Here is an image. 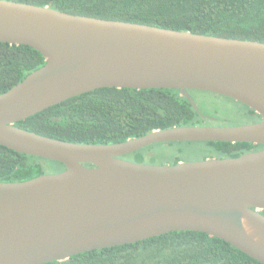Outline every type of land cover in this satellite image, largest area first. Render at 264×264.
Wrapping results in <instances>:
<instances>
[{
  "label": "water",
  "instance_id": "95a60500",
  "mask_svg": "<svg viewBox=\"0 0 264 264\" xmlns=\"http://www.w3.org/2000/svg\"><path fill=\"white\" fill-rule=\"evenodd\" d=\"M0 42L28 45L45 63L0 93V145L65 169L0 181V264L73 255L171 231L219 237L264 263V148L237 157L149 164L125 158L164 142L264 145V42L73 14L0 0ZM104 87L199 89L261 116L233 126L182 125L122 142L61 140L14 123Z\"/></svg>",
  "mask_w": 264,
  "mask_h": 264
},
{
  "label": "trees",
  "instance_id": "16d2710c",
  "mask_svg": "<svg viewBox=\"0 0 264 264\" xmlns=\"http://www.w3.org/2000/svg\"><path fill=\"white\" fill-rule=\"evenodd\" d=\"M14 1L103 19L264 42V0ZM44 63L42 53L33 47L0 42V93ZM198 90H189L194 99V92ZM197 105L202 111L203 104L197 102ZM203 120L179 89L104 87L71 97L14 124L61 140L106 144L143 136L155 129L202 125ZM259 120L261 117L253 121ZM158 144L162 143L151 144L124 157L149 164H176L181 160L237 157L264 148L249 142H164L168 146L176 145L173 156L157 158L153 148ZM185 151L196 152L197 156L186 157ZM41 159L0 145V181H24L48 173ZM54 162L59 169L53 173L65 169L62 163ZM44 264L264 263L219 237L200 231H171L134 243L82 252L63 262Z\"/></svg>",
  "mask_w": 264,
  "mask_h": 264
},
{
  "label": "rangeland",
  "instance_id": "374dc122",
  "mask_svg": "<svg viewBox=\"0 0 264 264\" xmlns=\"http://www.w3.org/2000/svg\"><path fill=\"white\" fill-rule=\"evenodd\" d=\"M194 93L196 103L199 102V104H203L201 107L205 115H214L217 118L227 120V122L235 125L247 124L250 122V119L246 115V108L238 101L203 90H198ZM155 146L153 150L157 158H161L165 155L167 157L173 156L176 148V145L168 146L164 143ZM185 156L195 157L197 153L188 151L185 153ZM41 160L45 166L46 172L53 173L59 169V165L54 161L46 158Z\"/></svg>",
  "mask_w": 264,
  "mask_h": 264
},
{
  "label": "flooded vegetation",
  "instance_id": "af4514ba",
  "mask_svg": "<svg viewBox=\"0 0 264 264\" xmlns=\"http://www.w3.org/2000/svg\"><path fill=\"white\" fill-rule=\"evenodd\" d=\"M225 97H227V96H225ZM228 98H230V97H228ZM230 99H232V98H230ZM232 100H234V99H232ZM239 103H241V102H239ZM241 104L246 108V115L250 119L249 123H253L254 119H258L261 117V116H258L259 114H257L256 112L249 110L251 108H249L245 104H243V103H241ZM203 119H204L203 120L204 123L202 125H211V126H233V125H235V124H231V123L227 122V120L217 118L214 115L213 116H210V115L204 116ZM255 122H257V121H255ZM193 142H210V141H193ZM213 142H218V141H213ZM223 142H229V141H223ZM231 143H238V142H231Z\"/></svg>",
  "mask_w": 264,
  "mask_h": 264
}]
</instances>
